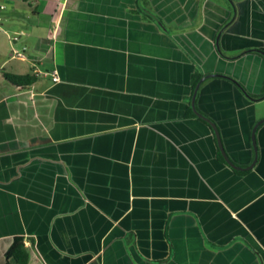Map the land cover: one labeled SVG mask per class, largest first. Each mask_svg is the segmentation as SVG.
I'll return each instance as SVG.
<instances>
[{"label": "crops", "instance_id": "1", "mask_svg": "<svg viewBox=\"0 0 264 264\" xmlns=\"http://www.w3.org/2000/svg\"><path fill=\"white\" fill-rule=\"evenodd\" d=\"M0 2V264H264L262 0Z\"/></svg>", "mask_w": 264, "mask_h": 264}, {"label": "trees", "instance_id": "2", "mask_svg": "<svg viewBox=\"0 0 264 264\" xmlns=\"http://www.w3.org/2000/svg\"><path fill=\"white\" fill-rule=\"evenodd\" d=\"M141 1H143V0H140V7H138V11L143 12V10H142V8H143L142 6L143 5H142ZM262 2L264 4V0H262ZM144 15L147 18H149L150 20H152V18L149 15H146V14H144ZM150 15H151V12H150ZM151 16H154V15H151ZM230 21H231V19H230ZM228 23H229V21L225 22V24L223 26H221V28L219 30V33L224 30V27L226 25H228ZM216 48L218 50L219 55L221 57H224V55L221 52V50L219 49L218 45H216ZM249 52H254V53H257V54L261 55L262 57H264V52H262V51L249 50ZM236 57H238V56H236ZM236 57H234V58H236ZM0 73H1L2 78L4 79L5 82H7L8 84H10V85H12L14 87H22V88H27V87L31 86L36 81V77H37L36 74L17 75V74H12V73L6 72L4 70H1ZM216 76L228 79L229 81L234 83L238 87V89L246 97H248L250 99H255V98L261 99V98H264V93H262L260 96H257V97L248 94L245 91L244 87L239 82L234 80L233 78L227 77V76L222 75V74H216ZM201 77H202V74H200V73H195L192 76V93L194 91V88H195L196 84L198 83V81L200 80ZM263 92H264V89H263ZM195 109L200 115H202L203 118H206L203 114H201L198 111V109L196 107H195ZM186 116L187 117H193V118L196 117V118L200 119L201 121H203L204 123L208 124L204 119L199 118L192 111V108H191L190 104H188V108H187V111H186ZM217 159L219 160V162H221L223 164L225 163L224 160H223V157L221 156L219 151H217ZM234 172L236 174H244L243 171L234 170ZM4 259H5V263L4 264H33L30 261L29 251H28V249L25 246L23 237H15L14 238L12 244L10 245V247L6 250V252L4 254Z\"/></svg>", "mask_w": 264, "mask_h": 264}, {"label": "water", "instance_id": "3", "mask_svg": "<svg viewBox=\"0 0 264 264\" xmlns=\"http://www.w3.org/2000/svg\"><path fill=\"white\" fill-rule=\"evenodd\" d=\"M210 76H216V75H206L204 77H202L199 82L196 84L195 88H194V91H193V94H192V98H191V107H192V110L193 112L199 117V118H202L204 119L209 125L210 127L212 128L213 132H214V135H215V138H216V141H217V146H218V149L225 161V163L230 166L232 169L234 170H250L253 168L256 160H257V148H256V142H255V129L258 125L264 123V119L263 120H260L259 122H257V124L254 126L253 128V131H252V135H251V138H252V146H253V150H254V159L252 161V163L245 167V168H242V167H237L236 165H234L230 160L229 158L226 156L225 152H224V149L222 147V144H221V141H220V136H219V133L217 131V128L215 126L214 123H212L210 120H208L207 118H203L202 115H200L196 110H195V107H194V100H195V97H196V93H197V90L201 84V82H203L206 78L210 77Z\"/></svg>", "mask_w": 264, "mask_h": 264}, {"label": "built area", "instance_id": "4", "mask_svg": "<svg viewBox=\"0 0 264 264\" xmlns=\"http://www.w3.org/2000/svg\"><path fill=\"white\" fill-rule=\"evenodd\" d=\"M3 10H5V5H4L2 2H0V13H1ZM0 20H1V19H0ZM0 31H2V30H1V26H0ZM22 35H23V33L20 32V33H18V34L13 35V36H9V41H10L11 43H15L16 41H18V39H19L20 36H22ZM24 50H26L25 47L22 49V51H18V50H16V49H12V54H13L14 56H16L17 58H22V57H23V51H24Z\"/></svg>", "mask_w": 264, "mask_h": 264}, {"label": "rangeland", "instance_id": "5", "mask_svg": "<svg viewBox=\"0 0 264 264\" xmlns=\"http://www.w3.org/2000/svg\"><path fill=\"white\" fill-rule=\"evenodd\" d=\"M5 41L6 39L0 36V64L4 59H6V56L8 54V51L6 49V47H8V43L7 42L5 43Z\"/></svg>", "mask_w": 264, "mask_h": 264}]
</instances>
